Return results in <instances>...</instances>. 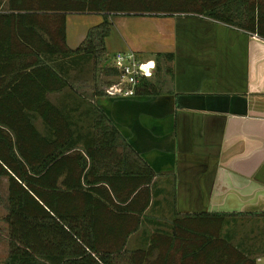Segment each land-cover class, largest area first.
Masks as SVG:
<instances>
[{
  "label": "trees",
  "instance_id": "obj_1",
  "mask_svg": "<svg viewBox=\"0 0 264 264\" xmlns=\"http://www.w3.org/2000/svg\"><path fill=\"white\" fill-rule=\"evenodd\" d=\"M69 13L104 19L72 48ZM117 13L199 14L264 37V0H0L5 264H256L221 238L225 217L217 214L176 217L171 234L156 231L147 248L126 247L143 223L156 172L95 101L119 74L106 47ZM158 92L144 74L135 97ZM65 95L77 99L76 117L62 105ZM191 237L198 247L188 263L180 248ZM218 241L230 258L210 251Z\"/></svg>",
  "mask_w": 264,
  "mask_h": 264
},
{
  "label": "crops",
  "instance_id": "obj_2",
  "mask_svg": "<svg viewBox=\"0 0 264 264\" xmlns=\"http://www.w3.org/2000/svg\"><path fill=\"white\" fill-rule=\"evenodd\" d=\"M70 14L67 41L75 48L92 13H77L86 16L75 20ZM122 15L136 17L126 45L139 52L159 90L95 99L156 172L143 223L126 247L147 248L156 231L171 234L176 217L217 214L225 217L221 238L258 264L264 257V37L199 14ZM145 18L164 36H137ZM168 18L174 36H165ZM138 23H144L141 29ZM181 243L191 263L198 242L191 237ZM210 251L224 260L232 255L223 241Z\"/></svg>",
  "mask_w": 264,
  "mask_h": 264
},
{
  "label": "rangeland",
  "instance_id": "obj_3",
  "mask_svg": "<svg viewBox=\"0 0 264 264\" xmlns=\"http://www.w3.org/2000/svg\"><path fill=\"white\" fill-rule=\"evenodd\" d=\"M80 14V13H79ZM85 17L86 15H78L77 13H71L70 14V18L73 20L77 19V18H81V17ZM163 16V15H161ZM87 20L88 24L92 27V25H94V23H98V21H103L104 19V14L103 13H92ZM136 17L134 16H125V15H112L111 20L113 22L112 25V33L110 36L107 37L106 39V47H107V52H109L110 54H112L114 56V54L116 52H120V51H134L132 49L128 50L126 45V40H127V36H133L132 32L133 29L131 28L135 20ZM157 18H163V17H157ZM156 20L157 21V27H161L160 24H163L162 20ZM172 19H166L167 22H169L168 26H167V34L165 36H174L173 35V31H174V22L170 21ZM127 21V22H124ZM129 21H131L129 23ZM185 22V20H182V23ZM74 22H71V25L73 26ZM144 23H138L135 24V27L141 29ZM154 25H156V22L153 21L150 18H145V28L142 31H136L137 36H141L144 34L145 32V41L146 39L149 37L150 39L152 37H155L159 34V36H164V35H160L162 34V32H158V34L155 33V28ZM179 30L183 28V26L178 27ZM137 29V30H139ZM152 40V39H151ZM141 45H144V43H140ZM149 49V48H147ZM147 49H145V53L148 51ZM137 52V51H136ZM139 54V52H137ZM112 56V59H113ZM153 60V65L156 64V58L152 57ZM86 66V64H84ZM74 74H79L78 70H75ZM79 91V89H77ZM60 97V95L55 96V100ZM76 101L77 99L73 96L70 95H65L62 97L61 102L62 105L67 109L72 111L73 107H78V105L76 106ZM80 110H83L85 108V104H83L81 107H79ZM72 112H74V117H76V113H78V109L77 110H73ZM6 188H7V180L6 178L0 179V264H5L7 255H8V250H9V242H8V235H7V224L6 222L3 220L4 215L7 212L6 209ZM145 223L144 226L142 228V231L145 232ZM258 264H264V257L262 258L261 261H259Z\"/></svg>",
  "mask_w": 264,
  "mask_h": 264
},
{
  "label": "built area",
  "instance_id": "obj_4",
  "mask_svg": "<svg viewBox=\"0 0 264 264\" xmlns=\"http://www.w3.org/2000/svg\"><path fill=\"white\" fill-rule=\"evenodd\" d=\"M113 65L119 74L107 88L110 95L135 96L141 76L147 74L146 62L136 51H120L113 56Z\"/></svg>",
  "mask_w": 264,
  "mask_h": 264
},
{
  "label": "water",
  "instance_id": "obj_5",
  "mask_svg": "<svg viewBox=\"0 0 264 264\" xmlns=\"http://www.w3.org/2000/svg\"><path fill=\"white\" fill-rule=\"evenodd\" d=\"M244 31V30H243ZM246 32V31H245ZM255 36H258V34H254Z\"/></svg>",
  "mask_w": 264,
  "mask_h": 264
}]
</instances>
